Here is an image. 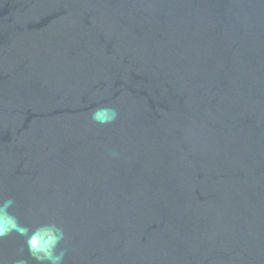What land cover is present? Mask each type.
Here are the masks:
<instances>
[{"label": "water", "instance_id": "95a60500", "mask_svg": "<svg viewBox=\"0 0 264 264\" xmlns=\"http://www.w3.org/2000/svg\"><path fill=\"white\" fill-rule=\"evenodd\" d=\"M8 198L64 264H264V0H0Z\"/></svg>", "mask_w": 264, "mask_h": 264}, {"label": "clouds", "instance_id": "9594fccd", "mask_svg": "<svg viewBox=\"0 0 264 264\" xmlns=\"http://www.w3.org/2000/svg\"><path fill=\"white\" fill-rule=\"evenodd\" d=\"M118 116L114 107H100L91 114V119L97 124L113 123ZM118 157L119 153H110ZM15 200L12 198L0 200V239L17 233L25 237L28 254L35 264H64L67 249L61 247L66 240V232L62 225L55 222L40 224L35 228L21 225L13 213ZM15 264H29L28 259H17Z\"/></svg>", "mask_w": 264, "mask_h": 264}]
</instances>
